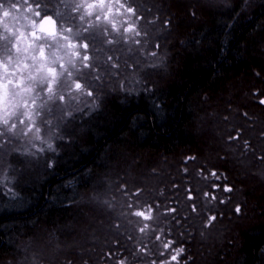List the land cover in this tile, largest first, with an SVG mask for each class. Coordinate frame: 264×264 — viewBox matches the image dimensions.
Returning <instances> with one entry per match:
<instances>
[{
    "label": "trees",
    "instance_id": "1",
    "mask_svg": "<svg viewBox=\"0 0 264 264\" xmlns=\"http://www.w3.org/2000/svg\"><path fill=\"white\" fill-rule=\"evenodd\" d=\"M157 3L164 13L146 0L139 11L149 20L159 16L161 20L171 21L164 27L157 20L161 29L172 31L166 40L165 54L160 45L161 38L166 37L163 32L159 41L157 38L148 43L150 49L139 56L142 62H99L95 75L99 76L98 71L103 70L108 73V81L95 82V76L88 79L84 88L86 97L82 100L85 104H66L57 109L55 106L49 110L50 119L42 108H37L40 115L34 119L36 127L41 129L43 142L35 139V132L23 136L26 129L18 121L14 135L6 133L0 137L3 145L0 148V264L14 263V259L21 258V252L34 244L45 250V237L57 246V241L69 242L74 238V227L88 226L84 221L89 207L83 205V200L108 188L113 205L108 212L111 216L107 217L110 232L104 245L91 253L92 260L88 256L84 264H118V259L123 257L131 260L130 249L143 235L139 227L152 222L138 224L136 221L140 218L130 213L138 207L146 208L148 203H159L160 214L168 206L176 207L180 213L179 204H184L183 211L188 216L179 215L187 217V222L182 219L173 227L175 222L163 220L161 226L165 231L173 227L170 238L176 239L177 246L185 248L186 254L191 253L196 244L189 236L195 238L194 230L204 229L201 223L192 226L188 223L197 220L193 219L197 214L189 210L192 201L186 198L188 190L198 197V209L200 203L216 195L217 200L206 203L210 209L203 211L202 216L223 213L216 225L222 224L227 235L221 244H214L212 240L213 255L208 264H264V194L257 195L263 185L251 177L240 181L227 158L219 159L223 155H219L221 147L229 148L241 162L250 161L254 169L264 167V161L258 159L264 150V105H259L254 95L264 91V0H249V6L243 11L241 0H229L228 4L212 9L207 7L206 0H159ZM60 8V1L49 2L48 12L53 19L59 20L55 13ZM147 8L152 9L151 13ZM237 12L239 16L235 15ZM226 24L232 26L226 28ZM102 25L105 24L98 27ZM156 44L160 47L156 48ZM151 52L157 56H151ZM113 63L119 68H112ZM152 63L158 67H151ZM117 76L125 77L111 80ZM107 84L113 85L111 93L103 91ZM89 90L93 92L91 97L86 95ZM229 98L231 104L227 105ZM231 109L235 123L227 126V111ZM68 112L72 115L68 116ZM245 112L248 117L243 116ZM214 115L221 127L219 142L205 134L201 124L206 129L208 120L205 119ZM225 117L227 120L221 119ZM61 123L66 124V130H61ZM247 124L253 128L249 129ZM237 130L243 132L255 153L242 154L241 142L228 140L229 134L235 135ZM48 132L54 135L49 141ZM16 137L21 143H15L19 142ZM207 142L214 146L207 149ZM48 144H52L54 152L48 150ZM5 151L6 157L2 158L1 153ZM207 153L210 157L204 158ZM130 163L137 171H133L132 178L124 174ZM162 165H166L167 174L160 180H167V185L160 191L165 192L166 188L167 191L158 200L148 190L146 180L154 181L157 176L150 172H156ZM213 171L221 177L219 180L211 176ZM140 174L147 177L143 182L138 181ZM172 180L175 183L171 184ZM125 184L131 191L139 188V197L129 200L122 196L118 186L122 188ZM213 184L232 187L233 191L223 192L212 187ZM196 189L199 191L195 192ZM204 192L209 193L208 198L203 196ZM221 199L225 203H218ZM128 202L133 203L132 209L127 208ZM236 206L241 207V213H235ZM113 213H122L121 218H115ZM152 214L158 215L156 211ZM228 217L231 221L226 220ZM199 222H202L200 218ZM180 232L185 235L180 236ZM129 235L133 240L127 239ZM184 237L190 242L182 241ZM145 242L152 248L151 241ZM116 249L119 253L109 260V251ZM33 260L35 264H69V261L80 264L73 253L56 254L49 259L35 256ZM132 264L141 262L132 261Z\"/></svg>",
    "mask_w": 264,
    "mask_h": 264
},
{
    "label": "snow or ice",
    "instance_id": "2",
    "mask_svg": "<svg viewBox=\"0 0 264 264\" xmlns=\"http://www.w3.org/2000/svg\"><path fill=\"white\" fill-rule=\"evenodd\" d=\"M63 3V0H60ZM229 0H206V5L209 9L217 7L219 4H228ZM132 4H125L121 0H82L80 4L75 6V10L79 11L84 8L85 15L93 16L95 14V20L100 21L103 18L108 24L111 25L114 31L119 32L115 22V15L129 16V20L122 21L126 27L123 28L124 33H132L134 36H140L141 31L147 25H154L157 20H160L162 26L167 27L171 23L170 20H161L159 16L155 19L148 20L144 15L138 14V7L142 6V3H137V0H133ZM249 6V0H241V11ZM115 8V14L113 9ZM23 9V11H21ZM122 10V11H121ZM151 13L152 9H145ZM30 14V15H29ZM57 16L60 13H55ZM195 16V13H193ZM239 16L240 13L235 14ZM34 17V18H33ZM131 17H135L131 20ZM84 20V16L80 17ZM5 20L14 22L12 25L5 23ZM145 21L144 26L138 27L139 21ZM0 24H3L4 33H0V40L5 41L2 49V55H0V126L3 130H0V137H4L6 133L15 134L17 129V121L20 125H26L27 130L22 134L27 136L28 133L35 129V139L43 142L40 136L41 129L36 127L34 116L40 115L37 108H43L44 103L58 99L60 102L65 101V95L60 94L57 96L55 87L61 83V78H64V83L67 85L68 80L72 81V85L69 87V98L71 97V87L77 92H83L85 85L82 84L79 79H73L74 71L78 75H83L81 69L76 67V59L80 58L81 54L76 49L82 48L87 52L89 44L87 42L79 43L73 42V40L64 33H72V28H61L57 31V21L53 19V15L48 12V5L42 3L41 0H0ZM231 24H226V28H230ZM89 27H92L89 24ZM85 32L88 28L84 29ZM80 35L79 32L76 33ZM144 35L147 36V31H144ZM94 38V37H93ZM89 37H83V40L87 41ZM51 41V43H49ZM64 41V43H61ZM113 40H108L107 43H113ZM134 43L140 44L139 40H135ZM10 45V46H9ZM156 48L160 45L156 44ZM50 50V51H49ZM64 52L61 55V52ZM151 56H157L156 52H151ZM109 60L112 57H108ZM90 60V57L85 54L81 58L83 69L95 70L94 66L90 63H86ZM58 66V67H57ZM153 68L158 67L156 63L150 65ZM112 68H119L118 64L113 63ZM115 74V73H114ZM95 79L99 80L100 77L96 76ZM46 94L47 100L40 105H37V100H41V94ZM87 96H93L91 90L87 91ZM257 97L259 105H264V91L257 92L254 94ZM68 116L72 113L68 112ZM244 117H248V113H243ZM227 120V117L224 118ZM229 141L241 142L242 154H246L248 151L255 153V149L250 144V141L243 136V132L240 130L236 131V134H229ZM3 145L0 144V148ZM48 150L55 151L52 144L47 145ZM44 151V149H39ZM190 159H195L191 157ZM258 159L264 161V150L261 151ZM48 167H52L49 164ZM211 176L217 180L221 177L217 172H211ZM226 180L227 177H224ZM212 187L220 188L223 192L231 193L232 187L213 184ZM121 195L129 197H139L140 189L131 191L125 184L122 188L118 186ZM9 195H13L11 192ZM205 198L209 197L208 192H204ZM187 200L192 201L189 205L191 213H196L197 216L193 219L200 218L203 221V228L208 229L215 227L220 216L223 213L217 215L202 216L201 213L204 211V205L200 206L198 212L197 200L198 197L191 194V190L187 192ZM115 199V197H113ZM211 200H217L216 195H211L210 200H206V203H210ZM103 203L111 208L113 207L112 202L109 200L103 201ZM218 203L223 204L225 200L221 199ZM138 204V201H137ZM159 203H148L147 207H138L137 210H133L130 215L140 218L136 223L142 221L152 222L143 223L142 227H139L138 231L143 234L135 241V247L130 249L131 260L128 257L118 259V264H132V261H139L141 264H188L192 261L195 264L193 257L190 254L186 255V249L177 246V240L172 237L173 227L179 225L181 220H187V217H180L176 207H165L164 212L160 214ZM127 208L132 209L133 203L128 202ZM153 211L158 213L157 216H153ZM235 213H241V207H235ZM163 220H168L169 223L175 222L173 227L165 228L161 226ZM132 223V221H129ZM120 227L119 224L116 225ZM180 236H184V232L179 233ZM203 235V232L201 233ZM163 237V239H162ZM154 238V239H153ZM128 240H133V237L129 235ZM146 240L151 241L153 247L149 248ZM160 242V243H156ZM119 244V241H117ZM119 253V249L115 251L110 250L108 254L109 260H112L114 256ZM154 257V258H152ZM69 264L71 262L69 261Z\"/></svg>",
    "mask_w": 264,
    "mask_h": 264
},
{
    "label": "rangeland",
    "instance_id": "3",
    "mask_svg": "<svg viewBox=\"0 0 264 264\" xmlns=\"http://www.w3.org/2000/svg\"><path fill=\"white\" fill-rule=\"evenodd\" d=\"M52 1L58 2L60 0H41L42 3H46L48 5V8H49V2H52ZM146 1L148 3H152L154 7L156 6L155 9L160 10L164 13L163 9L157 3L159 0H146ZM81 2H82V0H63V3H61V8L59 9V12H58V13H60V15L58 16L59 20H56L57 21L56 26H57L58 32L61 30V28H69L70 27L73 30L72 33H64L65 35H68L73 40V42H79V43L87 42L89 44V48H88L87 52H85V50L82 48L76 49L81 54L80 58H75L76 59V67L81 69L83 75H78L74 71L73 79H79V81L85 85V83L88 79L94 78L93 76L96 77L95 73H96V70L98 69V66H100L99 62H101V64H102V62H139V61L142 62V60H140L139 56H144L146 54L145 51L147 49L148 50L150 49V47L148 48V43L151 42V40L157 41L156 40L157 38L159 41L160 37L161 36L163 37V35H161V33H163V32L166 33V37L161 38V40L163 42L161 41L160 45H163V48H161V52H162V54H165L166 40H167V37L169 36V34H172V31L170 29L169 30L168 29H164V30L161 29L159 26V22L157 23V21H156V23L154 25H147L146 27H144L143 30L141 31V35L137 37V36H134L132 33H124L123 32V28L126 27V25L123 24L122 21L129 20V16L127 14L115 15L114 18H115L117 28L120 29V31L117 32V31H114L112 29L111 25L108 24L103 18H101L100 21H96L95 20V14L93 16L85 15L86 10L84 8H81L79 11H76L75 6L77 4H80ZM88 2H92V0H88ZM121 2H123L125 4H132V6H134V7L137 6V4L133 3V0H121ZM144 2H145V0H137V3H142V5ZM222 4H224V3H221L219 5H222ZM139 9H140V7H138V14H142L139 11ZM21 11H23V9H21ZM113 13L115 14V8L113 9ZM82 15L84 16V20L80 19V17ZM134 19H135V17H131V20H134ZM147 19L149 20L148 17H147ZM4 22L8 23L10 25H12L14 23L10 20H5ZM101 23H103L105 25H102L101 28H99L98 26H100ZM89 24H91L92 27H89ZM144 25H145V21L141 20L138 22V27L144 26ZM85 28H88L87 32L84 31ZM144 31H147V33H148L147 36L144 35ZM77 32L80 33L79 36L76 35ZM0 33H3L5 35L7 34V33H4L3 24H0ZM83 37H89V39L87 41H85V40H83ZM108 40H113L114 42L109 44V43H107ZM135 40H139L140 44L134 43ZM4 43H5V41L0 40V49H2V46L4 45ZM49 43H51V41H49ZM61 43H64V41H61ZM60 54L63 55L64 52L62 51ZM85 54H87L90 57V60L87 61L86 63L92 64L94 66L95 70L83 69L82 63H81V58ZM0 55H2V52H0ZM147 55L149 56V54H147ZM108 57H112V59L109 60ZM155 62H159V61L156 59ZM123 65H124V63L122 64L121 67H123ZM104 66H105V64H104ZM162 73L165 75L167 72L165 70ZM98 75L100 77L99 80H101L102 84L106 83L105 81H108L107 80V78H108L107 72H103V70H100V71H98ZM124 77L125 76H117V77H113L111 80L122 79ZM96 80L97 79L94 78L95 82H96ZM71 85H72L71 80H68L67 85H65L64 78H61V83L55 87V92H56L57 96L60 94L65 95V101L68 99L66 102L65 101L60 102L58 99H54L52 101H47L46 103H44V101L47 100V96H46V94H43L41 102L44 103V107L42 108V111H44L46 113V115L49 119H50L49 110L53 109L55 106L57 109V107H61V106H64L66 104H68V105H70V104H73V105L85 104L82 101L84 99V97H86L85 96V90L83 92H77L74 89V86H72L71 87V97H74V99L69 98V94H68L69 93V87L68 86H71ZM112 86L113 85H108L107 87H104L103 91H105V93H111V91H113V88H111ZM230 99L231 98H229V102H227V105L231 104ZM41 102H40V100H37V105L38 104L40 105ZM58 111L62 112V109L58 108ZM233 114H234V111L232 109L227 111V116L229 117V119H228L229 121H228V123H226L227 126H229L233 122L235 123V119L233 118ZM87 116H85V117H87ZM67 118L68 117H66L65 120ZM57 119H60V118H57ZM221 119L224 120V118H221ZM202 121H204V119ZM205 121H207V123H208V125L206 126V129H204V127H203L204 123L203 122L201 123L202 129L205 130V134L207 133V135L210 136V138H213L216 142L217 141L219 142V138L221 137V134L219 133L221 131V127H218L219 124H218L217 116L216 115L211 116L208 119H205ZM27 123L28 122H26L25 125H20V127L25 128L27 130V128H26ZM253 123H254V125L256 124L255 122H253ZM248 125L249 124H247V126ZM248 127H249V129L253 128V126L251 127V125H249ZM60 128H61V130L62 129L66 130L67 129L66 124L61 123ZM32 132H35V129H33ZM202 133L204 134V131ZM15 136H17V135H15ZM53 137H54V135L52 133L48 132L46 134L47 141L51 140ZM16 138H17L16 140H18L19 142H15V143H21L19 140V137H16ZM206 145L208 146L207 149L212 148L214 146L212 144V147H211L208 142L206 143ZM220 147H221V145H220ZM6 154H7V151L2 152L1 157L5 158ZM213 154H215V153H213ZM221 154H223L222 157H224V159L222 157H220L219 158L220 161H223L227 158V160L230 162V164L233 168L232 171L233 170L237 171L238 179L240 181H247L248 180L247 177H251V178L255 179L256 182H258V184L263 185V190L257 194L258 196L263 197L262 194H264V167H262L261 169H254L250 165V161L241 162L239 157L236 156V153L234 152V150H231L229 148H222L221 147V152L219 153V155H221ZM209 157H210V153H207L206 157L204 155V158H209ZM211 158H212V156H211ZM228 168L231 169L230 167H228ZM158 169L159 170H157L156 172H153V173L150 172V174H156L154 176H157V177L154 179V181H151V180L147 181L146 180V182H147L146 184L149 187L148 190H152L151 194L154 193L153 195L155 197L158 196V200H161L163 198L164 193L167 191V188L165 189V192L163 190L164 193L162 191H160L162 189V187H165L164 185H167L166 184L167 180H166V182H165V180L163 182H162V180H160L161 178H163L162 176H164V174L165 175L167 174L166 165H162L160 167L158 166ZM125 171L126 172H124V174L130 175L131 178L133 177L132 176L133 171L137 172L136 169L133 170L132 163H130V167L128 169H126ZM140 177L142 179L140 178L138 180L139 182H143L147 178L144 175L142 176L141 174H140ZM173 177L174 176H171V178H173ZM187 181L191 182V180H187ZM170 183L172 184L175 182H174V180H172ZM184 183H185V181H184ZM196 185H198V184H196ZM202 185H203V183H202ZM202 187H204V186H201V188ZM237 190L239 191V189H237ZM194 191L196 192L199 190L196 189ZM94 194L95 195L89 196L88 198L83 200L84 202H82L83 205L86 204V206L89 207V214L87 217H85V221H84V224H88V226L86 228L85 227L80 228L82 226V224H81V226L78 224L76 227H74L72 229L73 233H75L74 238L73 237L70 238L69 242H67V243L62 242V240H60V242L57 241L58 246L56 244L54 245V241H52L50 238L48 240V237H45V242H46L45 243V245H46L45 250L41 249L40 247H36L37 244H34L33 246H31V247H34V249H32V251H31V247L26 248L27 249L26 251H28V252H26V251L24 253L21 252L20 253L21 258L20 259H14V263H12V264H35V262L33 260V257H35V256H37V257L38 256H45L47 259H49L50 257H54L56 254H59L60 256H64V255H71V253H73L74 257L76 259H78L77 261H79L80 264H84L86 257L90 256L91 253H93L94 250H97L100 245H104V243L107 241V234H108V232H110L107 217L110 218L111 215H110V213H108L109 207H107L103 203V201H105L107 199L108 200L112 199L110 189L109 188L106 189L104 192L100 193L99 195H96V193H94ZM179 197H180V195H179ZM117 204H120V203H117ZM121 204H124V202L121 201ZM198 205H199V203H198ZM201 205H204V211L208 212V210L210 209V205H207L206 203H202V204L200 203V206ZM200 206H199L198 211H200ZM179 208H180L179 214H181V215L187 214L186 212L183 211L184 210V204L182 202L179 204ZM121 215H122V213H117V214L113 213V216H115V218H117V219H120ZM201 215H204V212H202ZM187 216H188V214H187ZM125 218H127V215L125 216ZM125 220H127V219H125ZM226 220L231 221L229 219V217ZM164 221L166 222V220H164ZM193 221L194 220H191L188 223L191 226L193 224H198V223H201V225H203V221L199 222V218H197V220H195L194 223H193ZM167 222H169V221H167ZM185 222H187V220ZM217 223H219V222H217ZM221 225L219 226V225L215 224V227H211V229L210 228L206 229L207 230L206 232H204V230H205L204 228H203L204 229L203 231H201V229L200 230L196 229V230H194L196 233L195 238H193L192 236H189L190 238H192L191 241L195 242V244H196L194 250H192L191 253H188L193 257L195 264H208V262L211 261V258L213 255V248H214L213 245L214 244H221L224 237L227 235V232L225 231V227L221 226ZM194 227L197 228V226H194ZM202 232H203V235H201ZM187 238L188 237H184V239L182 241H187V242L189 241L190 242V239H187ZM212 240H214V242H215L214 244L213 243L211 244ZM152 247H153V245H152ZM15 249L18 252L20 251L19 250L20 248H18V247ZM33 252H34V254H33ZM90 260H92L91 256L89 257V261ZM191 262L192 261H189L188 264ZM181 264H183V260H181Z\"/></svg>",
    "mask_w": 264,
    "mask_h": 264
}]
</instances>
